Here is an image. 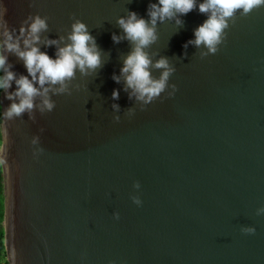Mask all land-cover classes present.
Masks as SVG:
<instances>
[{
	"label": "water",
	"instance_id": "1",
	"mask_svg": "<svg viewBox=\"0 0 264 264\" xmlns=\"http://www.w3.org/2000/svg\"><path fill=\"white\" fill-rule=\"evenodd\" d=\"M152 3L0 0V23L16 35L30 17L46 21L38 47L50 57L77 21L101 56L62 92L52 86L51 111L37 96L31 112L1 119L7 264H264V7L237 12L214 55L187 44L206 15L158 22L149 71L158 80L164 58L172 72L145 104L121 75L133 45L117 20L129 11L147 20ZM10 103L0 95V111Z\"/></svg>",
	"mask_w": 264,
	"mask_h": 264
},
{
	"label": "clouds",
	"instance_id": "2",
	"mask_svg": "<svg viewBox=\"0 0 264 264\" xmlns=\"http://www.w3.org/2000/svg\"><path fill=\"white\" fill-rule=\"evenodd\" d=\"M260 7H264V0H200V2L198 0H156V3L148 6L147 20L138 16L136 12L129 11L126 18L121 17L117 20V24L123 30L124 39L133 45L132 51L125 58L120 70L127 88L132 90L137 100L145 104L159 98L166 88L167 80L172 72L167 60L161 58L156 62L154 67L164 71L158 80L153 79L149 71L151 60L144 51L157 38L156 24L158 22L163 23L165 20L186 16L194 9L206 15L207 18L193 31L194 39L189 40L187 44L197 48L203 45L207 49L205 55H214L218 51V46L226 38L228 21L237 12L248 15ZM2 16L3 11H0V19ZM30 19L32 22L28 24L25 21L27 27L22 25L18 35L15 34V30L9 31L4 24L0 23V95L11 102L7 108H2L0 111V119L4 121L31 112L37 96L44 97L42 101L44 108L51 111L54 104L49 101L47 95L52 90V86L60 85L58 91L62 92L64 84L74 77L76 71L84 74L101 65V56L95 39L84 23L80 21L73 23L71 33L67 37L68 43L64 47H58L54 57H50L47 52H42L38 47L40 33L47 30L46 21L39 16L30 17ZM175 22L177 25L182 23L178 18ZM112 40L114 43H119L120 37L113 34ZM56 44L57 41L49 40L45 42V47ZM7 54H14L23 62L26 75L17 76L12 71L13 66L9 63ZM112 79L116 83L120 82L119 77L115 75ZM118 98V91L113 90L112 99ZM36 142L34 139L33 143ZM134 187L139 190L141 186L137 182ZM131 201L137 207L142 206L139 196L132 197ZM261 213H264V208L258 209L257 214ZM112 215L113 219L119 220L118 212H113ZM255 231L254 227L241 229V232L246 235H253ZM0 264H7V261L0 257Z\"/></svg>",
	"mask_w": 264,
	"mask_h": 264
},
{
	"label": "trees",
	"instance_id": "3",
	"mask_svg": "<svg viewBox=\"0 0 264 264\" xmlns=\"http://www.w3.org/2000/svg\"><path fill=\"white\" fill-rule=\"evenodd\" d=\"M0 123H1V119H0ZM3 220H4L3 177L0 167V257H3V259L7 261L5 247H4V229L2 227Z\"/></svg>",
	"mask_w": 264,
	"mask_h": 264
},
{
	"label": "rangeland",
	"instance_id": "4",
	"mask_svg": "<svg viewBox=\"0 0 264 264\" xmlns=\"http://www.w3.org/2000/svg\"><path fill=\"white\" fill-rule=\"evenodd\" d=\"M0 140H1V136H0ZM0 146H1V141H0ZM3 222H4V220H3ZM2 227H3V223H2ZM3 229H4V227H3Z\"/></svg>",
	"mask_w": 264,
	"mask_h": 264
}]
</instances>
